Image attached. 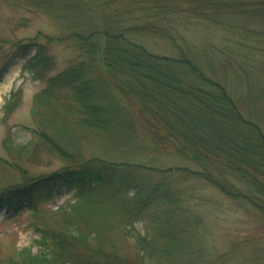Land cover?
Instances as JSON below:
<instances>
[{"label":"trees","instance_id":"obj_1","mask_svg":"<svg viewBox=\"0 0 264 264\" xmlns=\"http://www.w3.org/2000/svg\"><path fill=\"white\" fill-rule=\"evenodd\" d=\"M26 1L61 20L75 58L51 74L56 69L49 48L52 36L42 31L17 40L0 36V80L14 59H25L35 78L44 82L33 98L32 109L45 125L37 134L69 162L49 174L0 186V203L12 213L27 205L37 215L36 200L42 193L73 188L74 194H85L45 211L48 220L34 223L37 248L17 249L0 264L171 261L172 254L160 250L159 244L164 240L175 245L176 231L171 228L180 216L163 224L157 221L161 240L134 231L133 224L149 209L156 213L177 200L169 186L179 172L213 185L232 200L247 201L264 218V132L255 119L261 117L262 98L229 90L195 59L197 51L182 44L178 33L189 20L234 32L235 46H208L218 61L217 72L231 68L264 76V60H251L262 56L253 41L264 43V0ZM143 34L171 42L177 54L149 51L135 39ZM20 99L21 90H15L2 108L9 113ZM71 120L76 127L102 131L109 142L131 145L143 158L147 149L174 155L191 166L161 167L102 156L79 160L66 148L74 138L66 127ZM59 122L55 134L45 129ZM3 144L17 158L25 154V147L14 145L9 137ZM13 170L25 172L16 163ZM118 231L123 237L132 234L139 245L136 251L121 250L114 239ZM180 264L215 262L208 252L199 251Z\"/></svg>","mask_w":264,"mask_h":264},{"label":"rangeland","instance_id":"obj_2","mask_svg":"<svg viewBox=\"0 0 264 264\" xmlns=\"http://www.w3.org/2000/svg\"><path fill=\"white\" fill-rule=\"evenodd\" d=\"M212 25L199 20H189L184 24V29L180 28L179 40L182 44L193 47L192 49L197 51L194 53L195 59L206 71L210 72L211 69L214 78L219 79L229 90L243 91L248 96L262 98L263 104L258 106L261 117L255 119L260 122L264 132V76L252 71L234 72L231 68H226V72H217L218 61L208 52L210 50L208 46L223 49L235 46L238 40L234 38V32ZM38 31L54 38L49 48L55 57L56 69L51 74L61 70L75 58L76 51L70 41L66 40L67 30L62 26L60 19L35 8L26 0H0V36L17 40L32 37ZM143 35L135 39L149 51L170 56L177 54L171 42ZM253 44L259 47L262 56H254L251 60L259 58L264 60V43L254 39ZM204 50L206 51L203 52ZM213 54L219 56L218 52ZM43 86L44 82L35 78L33 71L27 68L25 59L19 57L9 65L0 80V186L20 182L21 178L26 176L49 174L69 162L51 149L37 134L45 125L40 124L39 114L32 109L33 98ZM18 89L21 90L20 102L16 108L6 113L2 108L5 101ZM67 122V130L74 138L66 148L69 153H76L79 160L102 156L117 160L133 158L161 167L191 166L190 162H185L174 155L153 153L147 149L143 150V155L146 156L143 158L131 145L125 147L109 142L102 131L76 127L72 120ZM59 127L60 122L45 129L55 134V129ZM6 137H9L14 145L21 143L25 147L23 157L17 158L14 150L4 146L3 140ZM14 163L25 172L14 171ZM176 175L175 183L169 187L174 190L177 200L166 203L156 213L149 209V214L145 218L133 224L134 231L138 230L149 238L156 237L161 240L162 234L157 221L163 224L180 216L179 224L171 228L172 231H176L175 245L163 242L164 240L159 244L160 250L172 254L171 261L163 258L158 262L153 260L151 264H180L182 258L199 251L202 254L208 252L215 264H264V218L257 213L258 211L247 201H235L226 197L216 187L201 179L185 177L180 172ZM84 194L85 192L74 194L73 188L62 189L58 194L42 193L36 200L39 210L37 215L32 214L27 205L20 211L12 213L6 211L4 205L0 203V259L6 260L7 257L15 255L17 249L26 246L34 251L38 238L34 223L48 220L45 214L48 209L55 210L60 205L71 204L76 197ZM182 216L187 217L188 222H185ZM116 233L114 239L122 251L137 250L139 245L132 234L123 237L121 231ZM220 259H224L223 262Z\"/></svg>","mask_w":264,"mask_h":264}]
</instances>
